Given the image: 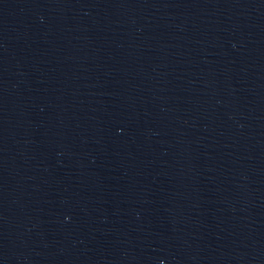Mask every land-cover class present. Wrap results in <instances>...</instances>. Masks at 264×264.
<instances>
[{
	"label": "water",
	"instance_id": "1",
	"mask_svg": "<svg viewBox=\"0 0 264 264\" xmlns=\"http://www.w3.org/2000/svg\"><path fill=\"white\" fill-rule=\"evenodd\" d=\"M0 264H264V0H0Z\"/></svg>",
	"mask_w": 264,
	"mask_h": 264
}]
</instances>
